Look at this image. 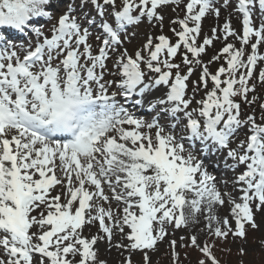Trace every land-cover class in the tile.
Here are the masks:
<instances>
[{"label":"snow or ice","instance_id":"6c2138e0","mask_svg":"<svg viewBox=\"0 0 264 264\" xmlns=\"http://www.w3.org/2000/svg\"><path fill=\"white\" fill-rule=\"evenodd\" d=\"M181 3L0 0V264H107L98 245L119 264H154L161 245L170 264H220L237 241L247 255L264 213V0L166 16Z\"/></svg>","mask_w":264,"mask_h":264},{"label":"rangeland","instance_id":"374dc122","mask_svg":"<svg viewBox=\"0 0 264 264\" xmlns=\"http://www.w3.org/2000/svg\"><path fill=\"white\" fill-rule=\"evenodd\" d=\"M216 2L219 3V0H216ZM185 3H187V0H182L180 7L176 9V13H173L169 9H166L165 10L166 16L175 17L176 14L178 13L179 16L182 18L183 14H184L182 9H183ZM234 3H235V0H233V5H234ZM171 7H175V6H171ZM229 11H232V9L229 8L227 11L222 10L218 21L215 20L214 18H212L211 16H209L203 20V22H202L203 32L201 34V40L203 38V33H208L209 35L211 34L210 33L211 27L215 26L217 23H219V24L224 23L225 19L228 18V12ZM231 24H232V27L237 32L241 31V23H240V17H239L238 13L233 12V15L231 17ZM167 27H168V21L166 20L165 21V32L166 33H167ZM138 31L140 33V37L137 41L134 42V45L142 42L143 34L147 31V29L144 25H141V27L139 28ZM167 34L171 35L170 33H167ZM229 42L235 43L237 48L240 47L239 42L235 41L234 38L230 37ZM222 46H223V44L221 41H214V47H210L208 49V54L206 56H204L203 59L205 61H207L214 53L218 52ZM128 47L131 50L133 45H128ZM247 50L250 51V49H247ZM260 51L262 53H264V45H261ZM222 63H223V59H221L220 61H218L214 64L209 65L210 71L215 72L216 68L219 67L220 64H222ZM109 66H111L110 62H109ZM257 74H258V70H257ZM209 88H211V84H209ZM257 91L260 92L261 95H264V90L258 88ZM200 95L202 96L203 93H201ZM236 99H239V98L237 97ZM246 111L250 112L251 109H246ZM256 112H257V119L259 122V108H258V106L256 107ZM149 118H150V116H149ZM241 138H243V137H241ZM231 175H233V174L229 173V176H231ZM226 213H227V209L225 208L224 210L221 211L220 214L225 215ZM256 220H257V223L260 224V228L257 231H252L251 229H249L248 241L243 246L247 251L246 262H248L251 259L252 260L251 264H264V262H262L263 261L262 258H260L258 260H256V258H255V257H257V253H260L263 251V249L261 250L263 245H262V243H260V239H262V235H264V213L258 214L256 216ZM97 227L98 226L92 227L90 231H89V229H85L84 234L86 236H90L91 234H95L97 231ZM181 234L182 233L178 232L177 236H179ZM229 243H231V242H229ZM98 247H99V258L100 259L106 260L107 264H119L122 257H120V255L117 253V251L115 249H112L111 251H107L104 245H98ZM239 247H240L239 241H237L236 243H231L229 246V248H231L232 250H235V251H237ZM196 258H197V253L192 251L190 253L189 260H185L184 264H190V262H191V264H194ZM139 259H140V257L138 255L133 257L134 261H139ZM153 261H154V264H170V257L166 254L165 245L160 246V252L157 255L153 256Z\"/></svg>","mask_w":264,"mask_h":264},{"label":"trees","instance_id":"16d2710c","mask_svg":"<svg viewBox=\"0 0 264 264\" xmlns=\"http://www.w3.org/2000/svg\"><path fill=\"white\" fill-rule=\"evenodd\" d=\"M264 241V235H262V239H260V243ZM231 243H228L226 245H223L222 247L224 248H229ZM263 249L262 252L257 253L256 260L262 258V262H264V245L262 246L261 250ZM217 258L220 260V264H240V261H243V264H251V259L246 262L247 255L241 257L238 255L237 251L232 250L231 253H227L225 251L220 250V246L218 245L217 249L214 250ZM198 255V254H197Z\"/></svg>","mask_w":264,"mask_h":264},{"label":"bare ground","instance_id":"6f19581e","mask_svg":"<svg viewBox=\"0 0 264 264\" xmlns=\"http://www.w3.org/2000/svg\"><path fill=\"white\" fill-rule=\"evenodd\" d=\"M138 114H142V113H138ZM145 117H149V116L146 115Z\"/></svg>","mask_w":264,"mask_h":264}]
</instances>
